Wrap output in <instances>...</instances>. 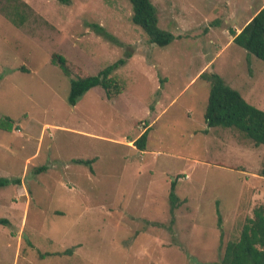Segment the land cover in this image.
<instances>
[{"label":"rangeland","instance_id":"obj_1","mask_svg":"<svg viewBox=\"0 0 264 264\" xmlns=\"http://www.w3.org/2000/svg\"><path fill=\"white\" fill-rule=\"evenodd\" d=\"M151 1L176 37L166 47L133 23L130 0H0V178L11 182L0 187L10 222L0 224V264H220L264 204V145L208 128L211 86L200 78L215 72L264 110V61L233 35L264 0ZM16 6L22 26L2 11ZM55 54L75 78L126 59L112 75L121 94L96 87L71 106L72 77Z\"/></svg>","mask_w":264,"mask_h":264},{"label":"trees","instance_id":"obj_2","mask_svg":"<svg viewBox=\"0 0 264 264\" xmlns=\"http://www.w3.org/2000/svg\"><path fill=\"white\" fill-rule=\"evenodd\" d=\"M67 3L68 0H60ZM133 8L132 21L148 35L151 44L159 47L170 45L176 37L173 33L163 30L159 26V16L156 6L151 0H130ZM24 6V4H22ZM27 5V4H25ZM12 8L2 10L6 16L16 25L22 26L24 18L22 9L16 6L14 12ZM17 16V17H16ZM23 18V20L19 19ZM21 22H20V21ZM92 29L100 36L115 44H120L118 40L107 32L99 24H91ZM234 44L245 49L248 54L256 56L264 61V7L252 18V20L241 30L240 33L233 31ZM131 54L127 55L130 58ZM51 62L56 65L66 76L71 78L70 93L68 102L71 106H76L78 101L90 90L102 87L106 90L108 97L121 94L122 88L112 77L113 73L124 66L126 59H120L114 64L100 71L97 75L73 77L74 70L65 57L55 54ZM200 78L210 83V93L205 111V120L208 128L224 127L235 128L242 132L244 136L251 140L255 146L264 145V110L250 104L239 91L233 89L217 73L201 74ZM6 121H11L7 118ZM149 136V128L134 142L140 151H145ZM94 160H74L77 164L91 166ZM47 170L42 166L36 170L41 173ZM264 177V168L260 172ZM15 180V183H20ZM11 183L8 179L0 178V187H6ZM169 199L172 209L177 207L180 199L176 195L177 180L171 183ZM1 225H9L8 219L1 218ZM222 225V218L219 214V226ZM69 249L62 253L50 255L72 254ZM48 254H41L45 258ZM220 264H264V204L254 209L253 217L247 218L243 225L240 237L226 244L225 252Z\"/></svg>","mask_w":264,"mask_h":264},{"label":"crops","instance_id":"obj_3","mask_svg":"<svg viewBox=\"0 0 264 264\" xmlns=\"http://www.w3.org/2000/svg\"><path fill=\"white\" fill-rule=\"evenodd\" d=\"M148 128H150V127H147L146 129H148ZM146 129H145V130H146ZM143 133H144V132H143ZM143 133H142V134H143ZM148 137H149V136H148ZM136 140H137V139H136ZM134 142H135V141H134ZM134 146H135V145H134ZM135 147H136V146H135ZM136 148H137V147H136ZM91 160H94V159H91ZM94 161H95V160H94ZM94 161H93V163H94ZM93 163H92V164H93ZM44 166H45V165H44ZM41 167H42V166H41ZM46 167H47V166H46Z\"/></svg>","mask_w":264,"mask_h":264}]
</instances>
